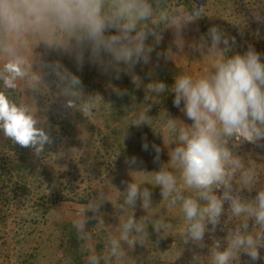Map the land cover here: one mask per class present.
<instances>
[{
    "label": "clouds",
    "instance_id": "9594fccd",
    "mask_svg": "<svg viewBox=\"0 0 264 264\" xmlns=\"http://www.w3.org/2000/svg\"><path fill=\"white\" fill-rule=\"evenodd\" d=\"M201 17L195 9L187 15L174 10L170 0H0V133L13 144L30 148L38 158L46 145L54 143L47 120L35 104L15 98L18 93L52 95L47 77L53 78L57 90L54 99L63 98L67 112L89 119L98 108L101 96L86 94L80 76L59 59L47 60L46 54L71 57L81 70L87 60L104 73L114 72L115 79L122 73L130 75L139 89L143 82L134 71L137 65L149 64L153 52L165 60H174L177 54L171 47L156 51L164 30L174 31V42L182 52L185 27ZM256 19L264 22L260 14ZM234 25L240 26L239 22ZM235 44V36L212 25L189 45L193 53L210 61L200 75H176L170 88L173 105L191 123L166 111L156 127L148 114L151 104H142L137 111L130 125H148L162 136L169 159L161 163L163 148L152 144L158 170H138L143 161L132 156L125 161L132 180L122 182L126 183L119 190L122 200L101 195L79 209L72 227L83 242L82 251L88 253L87 264H127L126 249L145 246L149 225L161 239L172 231L173 225L162 217H136L138 202L145 213L153 208V193L147 184L134 179V173H153L150 185L159 187L167 208L180 209L184 226L178 234L184 245L204 248L206 234L216 233L226 219L234 222L222 240L214 239L208 247L209 264H240L241 254L253 264L262 258L264 188L256 187L255 172L250 164L245 166L238 149L245 143L264 148V59L251 45L244 52L232 53ZM143 86L146 102L154 103V97L169 90L161 80ZM113 91L119 96L128 94L126 89L114 87ZM104 107L113 106L105 103ZM149 147L144 137L142 149ZM254 190V196L244 195ZM105 201L126 218H119L116 234L108 232L103 253H97L87 225L90 220L96 221V227L104 225L100 209ZM200 260L194 255L192 264Z\"/></svg>",
    "mask_w": 264,
    "mask_h": 264
},
{
    "label": "trees",
    "instance_id": "16d2710c",
    "mask_svg": "<svg viewBox=\"0 0 264 264\" xmlns=\"http://www.w3.org/2000/svg\"><path fill=\"white\" fill-rule=\"evenodd\" d=\"M170 4L174 10H180L185 15L194 9L202 13L201 18L190 23L198 27L200 36L206 35L210 26L218 25L229 36H235L236 44L232 48V53L244 52L251 45L261 53L264 59V22H258L256 19L257 14L264 16V0H170ZM237 22L240 26L234 25ZM167 30L163 32L165 38L168 36ZM241 31L243 35L240 34ZM167 41L163 40L161 44L166 45L169 43ZM186 46L187 44H184L185 48ZM38 51L42 52L43 48ZM46 59L55 60L53 52L46 54ZM62 63H65L64 60ZM88 66L89 76L83 79V82L89 86L88 93L101 96L97 116L101 131L105 132V135L109 134L108 137L105 136L106 143L109 144L110 151L115 156V163L128 166L125 161L136 156L138 160L143 161L138 165V170H145L148 167L147 172L158 170L160 165L153 163L155 152L151 149V145H160L163 148L161 153L163 157L165 148L162 136L154 134L148 125L137 127L130 124L145 103L151 104L148 114L153 116V125L156 127L162 123L166 111L171 116L191 123L173 105L174 93L170 89L176 75L187 73L185 67H189V62L184 61L179 65L174 60L157 58L156 53H153L149 64H140L134 69L143 82L139 89L132 83L130 75L122 73L120 79H115L114 72L104 73L90 63ZM46 79L50 87L55 88L52 83L53 78ZM150 80L164 81L169 87V90L161 96L154 97V103L146 102L144 99L146 92L143 85ZM114 87L126 89L128 94L119 96L113 91ZM50 92L52 95L33 97L38 113L47 120L50 134L54 138V143L50 146L46 145L45 152L41 153L40 158L36 157L30 148H21L0 133V264H87L88 253L82 251L83 242L77 239L75 229L72 227L73 220L78 217L73 210L66 207L60 209L58 206L63 201L73 200V197L67 195L69 186H66L64 181L77 180L80 173L78 169L73 172L72 168L69 170L66 167V163L75 160V158H68L70 161L67 162L64 159L66 155H62L64 137H68L70 133L66 128L69 116L65 113L66 110L62 104L60 107H55L56 99L53 96L56 91L53 92L52 89ZM15 98L24 100V95L18 93ZM105 103H112V109H106ZM61 114L63 117L58 120ZM110 133L118 139L110 142L109 140H112ZM144 137L147 138L150 146L148 151L142 149ZM110 143H113L114 148ZM260 151H264V148ZM81 157H83L82 154L77 157V161L82 162ZM168 159L169 156L161 158V163L167 162ZM98 173L104 172L101 170ZM54 175L57 182L48 187V181ZM258 177L262 179L264 175ZM149 188L153 193V208L145 213L138 202L135 209L136 217L147 215L149 220L162 217L165 222L173 225V229L168 237L161 239L149 225L145 246L137 245L135 249H126L127 264H166L175 255L174 251L181 252V255L172 264H192L194 255L201 257L200 264H209L208 247L214 239L222 240L226 235L227 227H231L234 222L225 217V225L222 222L220 226L224 228V231L218 227L216 233L206 234L204 248H198L191 243L181 245L182 241L178 232L184 226V221L180 209L178 207L168 209L166 202L162 201L159 187L150 185ZM104 190L105 188L100 189L96 185L93 190L96 194L94 198L100 197L101 193L106 199L120 200L116 199L117 194L114 190H108L107 195L104 194ZM244 195L254 196L255 190L251 194L245 192ZM94 198L87 194L77 200L87 202ZM100 211L105 221L104 225L96 227L95 220H90L87 225L92 233L91 243L97 253H103L108 232L116 234L115 226L119 224V218L124 217L123 214L116 213L110 201H105ZM89 215L92 214L89 213ZM109 218L113 220L110 221ZM99 234H102L103 238H100ZM176 240L179 241L178 246V243H175ZM166 241H170L171 246H165ZM260 251L262 258L255 264H264V250ZM235 264H239V261ZM240 264H253V262L246 255L241 254Z\"/></svg>",
    "mask_w": 264,
    "mask_h": 264
},
{
    "label": "rangeland",
    "instance_id": "374dc122",
    "mask_svg": "<svg viewBox=\"0 0 264 264\" xmlns=\"http://www.w3.org/2000/svg\"><path fill=\"white\" fill-rule=\"evenodd\" d=\"M168 36L165 38L163 37V40L169 42L166 43V45L163 43L159 44L157 46L156 51L157 52H163L166 51L170 46L174 52L177 54L174 57V61L177 64H182L184 61L189 62V67H185V70L188 74L192 75H200L202 74L206 68L210 67V61L207 59L201 58L199 53H192L191 48L189 45L200 38L199 35V29L198 27L188 24L182 35L183 39L185 41V44H187L186 48H183V51L181 52L176 44H175V35L173 30H167ZM162 40V42H163ZM189 49L190 51H188ZM154 54L156 52H153ZM152 53V54H153ZM53 56L55 60L59 59L64 60L65 63H63L66 67H68L72 72L76 73L78 76H80L82 82L83 79L88 78L89 76V66L87 63V60L85 61V64L81 69H79L74 61L73 58L68 56H59L55 52H53ZM85 93L88 94L89 86L85 82H83ZM53 92L57 91L56 88H51L50 91ZM24 100L27 102L33 103V97H28L24 95ZM55 101V107H60L63 103V98L56 99ZM59 109V113H60ZM64 113V112H63ZM62 113V114H63ZM68 114L69 119L67 123V130L70 131L68 134V137H64V144L62 146L63 153L62 155H66L64 159L68 162V158H75L73 162L66 163V167L70 170L75 172L76 169L79 170L80 175L78 176L77 180L71 179V181H64V184L66 186H69L68 190V196L73 197L72 199H69L68 201H63L61 204H59V208L62 209V207L69 208L73 210L75 213V216L78 217L79 215V209L83 206H85L87 202H80L77 199L81 196H85L89 194L92 198L96 196L95 193H93V190L96 188V185L99 186V188L104 189V194L107 195L108 190H114L116 192L117 196L116 199L119 198L122 200V196L120 194V191H123L126 187V183L122 182H130L132 180V177L129 175V167L124 165H119L115 163V156L113 153H111L109 144L106 143V133L101 131V125L99 123L98 118V112L97 109L94 110L92 116L87 119L83 117L80 113L72 114L70 112H65ZM62 114L58 117V120L61 119ZM59 128V125H58ZM150 129H152L150 127ZM112 140H109L110 142L116 141L118 139L116 136L112 135ZM108 137V136H107ZM108 141V142H109ZM111 146L114 145L113 143H110ZM81 146V147H80ZM83 147V148H82ZM61 148V149H62ZM74 148V150H72ZM162 159L168 157V149L166 147ZM261 147H257L252 144L245 143L240 146L238 149V153L241 155L245 166H249V164L252 166L255 177H256V186L258 188H264V178L260 179L258 176H263L264 171L262 169L264 168V151ZM82 154L83 157H81L83 160L80 162V160L77 161V157ZM160 158V160H161ZM70 161V160H69ZM120 161V159H119ZM118 161V162H119ZM73 165L75 166L73 168ZM156 165H160L157 164ZM149 167L146 168L144 171H148ZM103 171L104 173H98L99 171ZM152 176L150 173H134L133 177L137 182H144L145 186L149 187L150 182L152 180ZM56 176L54 175L51 180L48 181V187H51L52 184H56ZM58 186V185H57ZM120 190V191H119ZM93 193V194H92ZM99 194V193H98ZM101 196V193L100 195ZM105 197V196H104ZM70 198V197H69ZM115 199V198H114ZM129 212L133 211L132 209L128 210ZM124 218V217H123ZM110 221H112V218H109ZM100 238H103L102 234H99ZM175 243L177 246L179 245V241L176 240ZM181 245H184L181 243ZM165 246H171L170 241L165 242ZM176 249V248H175ZM264 250V249H262ZM174 254L169 261L166 264H172L175 263L180 255L181 252L174 251Z\"/></svg>",
    "mask_w": 264,
    "mask_h": 264
}]
</instances>
